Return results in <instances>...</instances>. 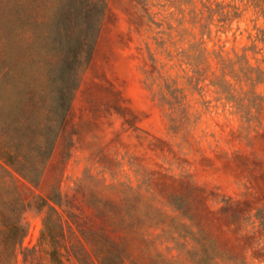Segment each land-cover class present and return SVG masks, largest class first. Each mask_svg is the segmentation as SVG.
Returning <instances> with one entry per match:
<instances>
[{"label": "rangeland", "instance_id": "obj_1", "mask_svg": "<svg viewBox=\"0 0 264 264\" xmlns=\"http://www.w3.org/2000/svg\"><path fill=\"white\" fill-rule=\"evenodd\" d=\"M191 1L0 0V264H264V85L235 56L264 0ZM190 43L205 79L172 112Z\"/></svg>", "mask_w": 264, "mask_h": 264}, {"label": "trees", "instance_id": "obj_2", "mask_svg": "<svg viewBox=\"0 0 264 264\" xmlns=\"http://www.w3.org/2000/svg\"><path fill=\"white\" fill-rule=\"evenodd\" d=\"M191 2L197 3L196 0H192ZM200 3L202 8L197 9L196 5L195 8L191 10L193 14H202L207 10L209 12V18H214L215 15L219 18L226 17V15L232 17L233 11H231L229 5H226L227 3L222 1L219 2L217 0H209V3L208 0H201ZM179 9L182 8H178V10ZM181 11H184V9ZM261 15L264 17V13ZM236 17L237 16H233V19ZM166 23L167 31H164L163 33L168 36L169 41H172L183 29L179 27L180 24L174 26L168 21H166ZM253 29L254 31L249 32L248 42L242 47V53L235 52V56L237 59L242 60L247 64V71L244 74L245 80L257 87L259 85H264V65L262 64V61H264V26H255ZM166 44L165 39H163V43L159 41L161 47ZM206 51L207 49L204 51L201 48H197L192 43L187 47L178 46L175 49H170L168 51L166 56L169 60H172L175 63V66H178L177 75L175 77L168 75L165 78L166 80L164 84L169 110L172 112H178L182 109L185 104L184 97L187 95V90L195 93L196 91L199 92L200 88H202V82H204L205 79V68H202V64L206 60ZM250 52L252 54H250ZM259 55L262 57H258ZM252 58L255 59V62L252 61ZM210 84L213 86V91L218 95L216 98L218 101H223V99H225L226 103H231L233 106H236L238 111H243L244 105H247L250 108L252 107L253 100L247 99L244 95H241L244 90L235 93L231 82H228L227 80H220L219 82L211 80ZM201 96L204 105L211 102L204 94H201ZM243 117L247 119V116Z\"/></svg>", "mask_w": 264, "mask_h": 264}]
</instances>
